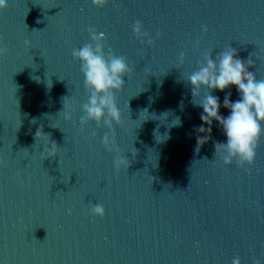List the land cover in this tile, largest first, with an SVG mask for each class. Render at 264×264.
Listing matches in <instances>:
<instances>
[{
	"label": "water",
	"instance_id": "water-1",
	"mask_svg": "<svg viewBox=\"0 0 264 264\" xmlns=\"http://www.w3.org/2000/svg\"><path fill=\"white\" fill-rule=\"evenodd\" d=\"M8 5L0 9L9 48L0 57V264H232L236 257L264 264V139L253 166L224 165L214 145L227 137L218 122L201 119L195 103L204 93L194 98L187 82L206 51L229 46L252 58L249 70L264 80V0ZM137 20L154 46L135 36ZM89 28L106 34V52L134 67L116 93L127 170H117L102 145L106 127L79 123L88 93L72 51L92 43ZM229 93L240 99L235 86L212 92L225 117ZM41 128L60 146L55 158H44L49 137L36 138ZM94 204L103 218L92 214Z\"/></svg>",
	"mask_w": 264,
	"mask_h": 264
},
{
	"label": "clouds",
	"instance_id": "clouds-1",
	"mask_svg": "<svg viewBox=\"0 0 264 264\" xmlns=\"http://www.w3.org/2000/svg\"><path fill=\"white\" fill-rule=\"evenodd\" d=\"M92 3L97 7H104L109 0H92ZM8 6V0H0V9L6 10ZM88 31L92 43L84 44L72 51L74 59L80 62L84 88L88 93L87 102L81 106L83 115L80 116L79 123L82 128L89 122L106 127L109 131L104 133L102 145L107 152L114 154L116 169L127 170L130 161L122 152L117 140L116 127L122 126L124 119L117 104L116 93L123 90L126 85L125 77L133 73L134 67L129 65L125 57L117 56L111 48L105 51V33H97L95 28H89ZM207 31L208 28L205 26L204 32ZM133 32L142 42L146 40L149 45H155L151 33L144 30L141 21L135 22ZM160 35L157 33V38ZM3 41L4 37L0 36V57L9 54V48ZM25 45L31 48L30 41L26 40ZM193 46L199 48L200 41L197 40ZM186 58V54L181 53L179 64L183 65ZM256 59H259V56H256ZM253 66L252 58L247 61L238 58L237 49L229 46L215 56L211 51H206L198 69L187 77L194 98L201 97L204 93L199 103L194 102L203 109L201 119L210 126L213 121L218 122L227 137L226 142L217 141L214 145L216 156L219 155L226 166H231L234 162L240 167L253 166L261 141L264 139V80L258 79L255 72L249 70ZM232 86L237 88L240 99L232 102L230 93L225 97L223 106L230 110V114L225 117L220 113V98L212 92L215 90L223 92ZM62 112L67 121L73 120V110L69 109L66 103ZM199 130L203 132L205 129ZM207 132L211 133V127ZM91 135L95 138L97 133L93 131ZM44 136L48 135L42 128L37 131L36 138ZM207 139L208 137L198 139L197 152ZM59 150L60 146L49 137V143L45 145L43 151L46 153L44 158H55L59 155ZM136 152L137 150L132 152L133 157L136 156ZM4 164L5 162L0 160V165ZM92 214L103 218L105 209L102 205L94 204ZM232 264H241L240 258H234ZM256 264H260V261L257 260Z\"/></svg>",
	"mask_w": 264,
	"mask_h": 264
}]
</instances>
